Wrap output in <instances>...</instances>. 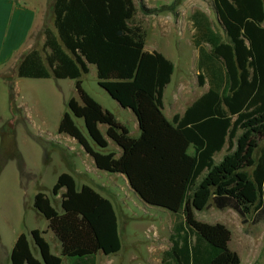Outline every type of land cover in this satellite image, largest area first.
<instances>
[{
  "label": "trees",
  "instance_id": "obj_1",
  "mask_svg": "<svg viewBox=\"0 0 264 264\" xmlns=\"http://www.w3.org/2000/svg\"><path fill=\"white\" fill-rule=\"evenodd\" d=\"M211 1L225 39L200 11L190 17L198 83L206 82L208 90L171 120L162 113V96L173 64L158 52L144 51L141 28L129 25L134 0H54L53 28L41 31L43 57L31 50L16 66L18 78L73 80L77 99L68 101L57 132L74 139L97 170L125 176L143 203L175 215L163 264L240 263L228 248L225 226L194 218L209 200L216 209L234 210L242 222L251 213L255 222L264 217V147H259L264 139V0ZM139 9L153 11L141 2ZM89 66L96 70L97 84L133 113L138 136L83 89L80 77ZM74 117L82 120L85 134ZM108 140L119 155L106 151ZM224 145L216 163L213 156ZM8 146L1 142L0 171L11 157L22 171L18 152L5 156ZM60 192V212L43 192L33 197L34 209L60 245V256L51 253L43 231L32 230L40 260L20 234L10 264H61V257L69 264H94L96 253L120 250L109 200L87 185L77 189L68 173H61L51 189L53 196Z\"/></svg>",
  "mask_w": 264,
  "mask_h": 264
},
{
  "label": "rangeland",
  "instance_id": "obj_2",
  "mask_svg": "<svg viewBox=\"0 0 264 264\" xmlns=\"http://www.w3.org/2000/svg\"><path fill=\"white\" fill-rule=\"evenodd\" d=\"M139 2L153 11L149 14L140 12ZM134 4L136 12L129 25L141 28L144 49L162 54L173 64L169 85L163 93L162 113L169 119L174 115H182L192 102L208 90L206 82L202 86L198 83L197 48L192 41L194 31L190 17L195 11H200L206 16L213 31L225 39L215 7L211 0H134ZM38 37L34 39L32 50H37L43 57L44 37L42 43ZM1 76L7 84L5 94L4 87L0 84V149L3 141L9 145L4 149L6 157L16 154L18 149L25 168L38 174L39 188L30 185L28 192L31 193L36 188L39 192L50 195L52 206L60 211L59 196H53L51 189L61 173L74 177L77 186L84 184V181L94 186H104L100 188V192L112 200L118 216L121 249L109 256L97 255L96 264H163L162 256L170 247L169 236L175 215L139 201L127 186L125 176L126 181L120 174L99 170L91 172V158L74 139L57 132L63 113L68 111V101L72 97L77 99L74 81L17 78L15 70H7ZM80 79L83 89L104 109L110 111L120 124H135L134 119L132 121L133 113L124 109L97 84L94 66H89L88 73L81 74ZM73 119L85 134L82 120L75 117ZM99 128L104 133L105 126L101 125ZM128 131H133L132 126ZM91 146L99 150L94 145ZM259 147H264V139L259 142ZM225 149L226 145L214 154L216 163L225 154ZM106 151H112L116 155L120 153V149L110 140ZM7 163L0 181V216L7 209L12 211L15 207L13 200L5 206L9 197V185L15 183L16 175L15 160ZM254 217L251 213L242 222L234 210L216 209L211 200L203 210L194 211L197 221L219 223L230 231L228 248L238 255L239 264H264V217L256 222ZM30 221L27 217L25 223ZM42 224L43 219L40 217L29 225L40 227ZM10 228L9 223L0 220V236L4 243L9 240ZM45 239L50 245L51 253L59 255L60 247L52 233L49 232ZM31 248L33 250L32 245Z\"/></svg>",
  "mask_w": 264,
  "mask_h": 264
},
{
  "label": "crops",
  "instance_id": "obj_3",
  "mask_svg": "<svg viewBox=\"0 0 264 264\" xmlns=\"http://www.w3.org/2000/svg\"><path fill=\"white\" fill-rule=\"evenodd\" d=\"M153 1L156 2V1H163V0H153ZM53 3H54V0H0V84L4 87L3 88L4 94H5L4 89L6 88L7 82L4 80V78L1 75L5 73L7 70L16 71V66L19 60L21 59V57L25 53L31 51L34 48V44H35L34 39H36L37 36H39L38 39L42 43L43 36L40 34V32L44 28H53V19H54L53 10H52ZM147 52H151V50ZM49 78H53V77L50 76ZM49 78H46V79H49ZM168 85L169 84L165 86L164 90L167 88ZM164 90H163V93H164ZM162 110H163V103H162ZM165 118L170 120L172 117L170 119L167 117ZM127 119L129 121L128 117ZM133 119L135 121V124L133 122H130L129 124L123 123V125L129 129L132 126L133 131H129V132L134 137H136L139 134L138 126H137V120L134 116H132V121ZM1 123H2V118L0 117V125ZM17 152L21 157L22 171L19 170L18 161L16 159H13L15 160V163H16L15 164L16 166L15 183L12 182L11 186L9 185V194H8L9 197L5 201V206H8L13 200L15 203V207H14V210L12 211L7 209L4 212V214L0 216V220H4L5 222L9 223L11 227L10 228L11 234H10L8 241H5L4 243L0 236V264H10V253L14 246L16 238L20 234H25L27 236L28 245H29L32 256L35 259L40 260L38 249L35 247L33 243V240L30 236V232L32 230L43 231L44 239H45V236L48 235V233L50 232L49 230H47V221L33 207V197L37 192H39L38 191L39 189L35 188L31 193L28 192V188L30 185H35V187H37L39 176L38 174H35L31 172L29 169L27 170L25 168L23 158L18 149H17ZM13 160L8 159L6 163L12 162ZM6 163L4 164V166L2 167L0 171V181L7 169L8 163L7 164ZM91 163L93 165V169L90 167V171L91 172L98 171L95 168L92 159H91ZM84 182L85 183L84 184L82 183L80 186H77L75 183L76 188L80 189L82 185H87L91 187L94 191L99 193L102 197L109 200L114 209L112 200L108 196L100 192V188H103L104 186L102 185L94 186L86 181ZM127 186L129 187L128 183H127ZM130 191L139 199V201H141V199L134 193V191H132L131 189ZM61 192L58 194L59 196L58 205L59 206H60ZM47 196L49 197L51 204H53L52 199L50 198V195H47ZM60 211H57V212H60ZM114 212H115L116 219H117L118 237L120 240V249H121V239L119 235L118 216H117L115 209H114ZM27 217H29V220L31 221L25 223V220ZM40 217L41 219H43V224L40 227H36L35 225L34 226L29 225L31 222L35 221L36 219ZM30 242L33 247V250L31 248ZM49 248H50V245H49ZM263 254H264V251H263ZM97 255L106 256L102 254L101 252L96 253L94 255V264H96ZM55 256H60V250H59V255H55ZM61 264H69V263L64 257H61Z\"/></svg>",
  "mask_w": 264,
  "mask_h": 264
},
{
  "label": "water",
  "instance_id": "obj_4",
  "mask_svg": "<svg viewBox=\"0 0 264 264\" xmlns=\"http://www.w3.org/2000/svg\"><path fill=\"white\" fill-rule=\"evenodd\" d=\"M105 90V89H104ZM106 91V90H105ZM107 92V91H106ZM107 94L109 95V93L107 92ZM110 96V95H109ZM111 97V96H110ZM118 104V103H117ZM118 106L120 107V105L118 104ZM84 129H85V126H84ZM86 130V129H85ZM91 140V139H90Z\"/></svg>",
  "mask_w": 264,
  "mask_h": 264
}]
</instances>
